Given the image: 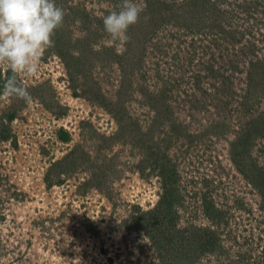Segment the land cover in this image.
I'll use <instances>...</instances> for the list:
<instances>
[{"label":"rangeland","instance_id":"374dc122","mask_svg":"<svg viewBox=\"0 0 264 264\" xmlns=\"http://www.w3.org/2000/svg\"><path fill=\"white\" fill-rule=\"evenodd\" d=\"M133 2L56 0L31 103L0 65V264H264V0Z\"/></svg>","mask_w":264,"mask_h":264},{"label":"clouds","instance_id":"9594fccd","mask_svg":"<svg viewBox=\"0 0 264 264\" xmlns=\"http://www.w3.org/2000/svg\"><path fill=\"white\" fill-rule=\"evenodd\" d=\"M119 9L106 15L103 25L111 40L122 47L130 40L127 30L138 23L144 8L133 0H122ZM64 17L65 11L56 0H0V65L11 73L3 95L31 103V93L17 75L38 73L46 50L55 46L53 37L63 26Z\"/></svg>","mask_w":264,"mask_h":264}]
</instances>
